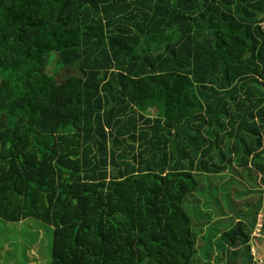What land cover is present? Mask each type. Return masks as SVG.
Listing matches in <instances>:
<instances>
[{"label":"trees","instance_id":"1","mask_svg":"<svg viewBox=\"0 0 264 264\" xmlns=\"http://www.w3.org/2000/svg\"><path fill=\"white\" fill-rule=\"evenodd\" d=\"M238 170L261 233L217 264H264V0H0V220L49 226V264H192L184 200Z\"/></svg>","mask_w":264,"mask_h":264},{"label":"rangeland","instance_id":"2","mask_svg":"<svg viewBox=\"0 0 264 264\" xmlns=\"http://www.w3.org/2000/svg\"><path fill=\"white\" fill-rule=\"evenodd\" d=\"M62 67L57 62L56 52L50 51L44 65L47 73L58 81L67 71L77 74L75 66ZM154 113L152 109L147 112L149 115ZM238 171L237 175L229 172L211 177L203 175L199 178L200 186L184 200L195 233L196 253L192 264H217L228 259L232 248L225 245L220 233L236 222L244 223V231H250L251 235L261 233V214L256 216L255 226L251 217L261 200L255 177L249 171ZM50 248L49 226L28 218L14 223L0 220V264H49ZM237 250V261L248 264V258L243 254L245 249Z\"/></svg>","mask_w":264,"mask_h":264},{"label":"water","instance_id":"3","mask_svg":"<svg viewBox=\"0 0 264 264\" xmlns=\"http://www.w3.org/2000/svg\"><path fill=\"white\" fill-rule=\"evenodd\" d=\"M239 227H240V223L237 224V228H236V234L239 235Z\"/></svg>","mask_w":264,"mask_h":264},{"label":"built area","instance_id":"4","mask_svg":"<svg viewBox=\"0 0 264 264\" xmlns=\"http://www.w3.org/2000/svg\"><path fill=\"white\" fill-rule=\"evenodd\" d=\"M260 235V234H259Z\"/></svg>","mask_w":264,"mask_h":264}]
</instances>
